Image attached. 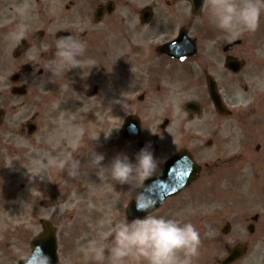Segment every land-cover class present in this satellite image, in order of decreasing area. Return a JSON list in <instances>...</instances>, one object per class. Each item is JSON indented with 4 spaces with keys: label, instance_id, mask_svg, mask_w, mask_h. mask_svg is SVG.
Instances as JSON below:
<instances>
[{
    "label": "flooded vegetation",
    "instance_id": "1",
    "mask_svg": "<svg viewBox=\"0 0 264 264\" xmlns=\"http://www.w3.org/2000/svg\"><path fill=\"white\" fill-rule=\"evenodd\" d=\"M52 1L58 17L35 21L12 45L9 27L0 25V136L18 135L34 142L35 152L66 151L82 162L91 147L105 155L104 164L120 153L134 162L150 144L159 162L150 178L179 157V172L165 182L175 190L186 179L156 215L184 212L186 202L214 203L210 217L228 218L223 235L238 236L236 243L239 232L249 243L264 235V15L255 32L232 37L211 22L205 0ZM72 33L87 49L81 68L70 70L57 63L55 43ZM56 68L64 75L53 83L47 70ZM127 120L140 131L124 142ZM43 172L55 198L58 179L69 178L68 197L81 203L76 215L90 209L97 216L87 230L106 222L110 232L135 218L127 185L90 195L99 182L93 171L77 178L55 167ZM174 203L181 206L170 210Z\"/></svg>",
    "mask_w": 264,
    "mask_h": 264
},
{
    "label": "rangeland",
    "instance_id": "2",
    "mask_svg": "<svg viewBox=\"0 0 264 264\" xmlns=\"http://www.w3.org/2000/svg\"><path fill=\"white\" fill-rule=\"evenodd\" d=\"M25 3L28 9L26 13L21 14L19 9ZM57 7L58 2L52 0H0V25L4 24L9 27L6 41L12 45L16 40L12 34L21 27L23 30L33 28L35 21L38 25L42 19H48L52 14L58 17L57 11L60 8L57 9ZM126 110L124 109L122 114ZM108 130L114 131V127L111 126ZM50 141H53V138L48 137L47 142ZM34 149V142L26 141L18 135L0 136V163L4 165V168L0 167V181H2L0 183V264H17L30 252L31 241L43 231L41 225L43 219L50 220L58 228L61 246L60 264H90L85 261L84 252L91 241L96 240L102 234L109 233L106 222H103L101 230H87L92 224L93 228L98 225L94 222L97 216L90 209L86 214H83L84 209L78 210L82 214L78 212L76 215L81 203L75 200L76 195L68 197L70 190L67 177V180L58 179L60 185L56 186L57 197L53 196L54 182L43 172L47 168H52L48 165V161L45 163L50 153L43 150L35 152ZM54 152L60 159L67 156L66 151ZM23 158L25 159L24 164L22 163ZM57 170L61 171L58 168ZM6 189L9 193L5 199L3 190ZM184 205V212L168 214L166 218L180 219L182 216L183 219L180 220L190 221L199 230L201 246L196 264H219L227 255V247L234 245L238 238L235 235L224 236L222 234L220 229L228 218L225 216L212 218V213H215L214 203L190 204L186 202ZM177 206L181 205L171 204L170 210ZM106 213L104 217L107 220H115L113 213ZM163 213L162 211L158 215L164 216ZM75 216L78 219L72 220ZM79 224L80 227L84 225L85 229L77 228L73 233ZM239 233H242L240 242L244 243L247 237L243 236V232ZM252 240H254L252 250L237 264H264V235L254 236Z\"/></svg>",
    "mask_w": 264,
    "mask_h": 264
},
{
    "label": "clouds",
    "instance_id": "3",
    "mask_svg": "<svg viewBox=\"0 0 264 264\" xmlns=\"http://www.w3.org/2000/svg\"><path fill=\"white\" fill-rule=\"evenodd\" d=\"M211 22L224 34L239 37L244 32H255L264 15V0H205ZM25 3L19 9L26 13ZM14 39H23L25 32L21 27L12 34ZM55 58L59 65L68 69L81 68L82 57L87 49V40L78 33L57 38ZM50 80L58 82L64 75L61 68L48 69ZM112 72V71H109ZM133 129L135 125L132 126ZM93 141L100 135L91 132ZM111 134H105L109 138ZM87 161L77 156L67 155L60 159L49 155L48 165L65 171L68 176L77 178L91 170L98 183L90 189L96 195L110 184L127 185L126 191L135 201L136 210L145 213L129 221L124 218L115 223L109 233L100 235L90 242L84 252L90 264H196L200 254L201 236L197 227L190 221L165 218L156 215L153 209L157 201L143 190L145 181L159 169L151 145L143 147L136 154L135 161L124 153L117 154L110 164H104L105 155L91 148L86 152ZM2 183V181H0ZM111 236L109 240L108 237Z\"/></svg>",
    "mask_w": 264,
    "mask_h": 264
},
{
    "label": "water",
    "instance_id": "4",
    "mask_svg": "<svg viewBox=\"0 0 264 264\" xmlns=\"http://www.w3.org/2000/svg\"><path fill=\"white\" fill-rule=\"evenodd\" d=\"M164 173H162L157 179L147 183L144 187V191L153 199H157L161 192L166 189V182L164 181ZM166 196L162 197L163 200ZM135 207V202L133 203ZM131 211V206L130 209ZM44 234L33 240L31 244V253L19 264H59L58 247L55 235V230L50 223L44 222ZM246 252V247L237 246L230 250V256L222 264H231L233 261L240 258Z\"/></svg>",
    "mask_w": 264,
    "mask_h": 264
}]
</instances>
